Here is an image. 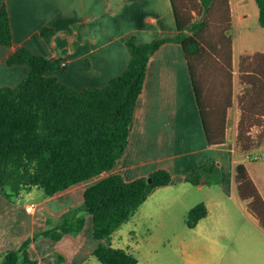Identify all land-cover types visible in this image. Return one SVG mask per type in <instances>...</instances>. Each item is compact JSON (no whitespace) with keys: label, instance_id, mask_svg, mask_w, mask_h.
Masks as SVG:
<instances>
[{"label":"trees","instance_id":"16d2710c","mask_svg":"<svg viewBox=\"0 0 264 264\" xmlns=\"http://www.w3.org/2000/svg\"><path fill=\"white\" fill-rule=\"evenodd\" d=\"M170 2L178 31L176 36L140 43L131 37L126 43L130 54L126 69L102 87L78 90L59 81L54 73L64 68L62 60L50 59L26 47L18 48L7 58V64H24L28 71L15 86L0 87L2 195L14 199L38 188L45 197H49L112 170L126 149L149 59L167 42H177L183 49L207 143L217 145L225 142L231 91L221 103L208 100L205 72L213 60H217L221 68L231 65L232 40L228 34L232 19L230 0ZM255 2L258 22L264 27V0ZM214 18L220 25L218 31ZM51 32V28L43 30V34ZM11 43L9 16L2 7L0 45L10 46ZM255 55L264 57L260 52ZM258 66L256 72L251 70L242 76L245 88L249 87L251 93L249 106L245 107L248 111L258 104L264 109V78L259 77L263 76L264 66ZM249 118L242 114L237 125L235 151L238 160L234 167V182L238 198L247 201L264 229V198L244 163L245 157L251 158L263 145L264 138L260 133L250 135L247 128V123H251ZM212 170H219L215 162L200 164L186 173L184 180L193 185L216 180L208 174ZM204 175L206 179H203ZM147 177L125 180L121 174L113 173L94 180L84 189L82 205L76 209L92 218V237L99 242L92 253L102 264L137 263L132 253L113 247L109 238L134 215L154 189L172 182V175L166 169H157ZM67 213L68 210L54 226L45 228L38 235L58 240L65 234H78L85 221L84 215L70 219L66 217ZM207 213L204 202L193 205L188 210L186 224L194 227ZM36 262L29 256L26 239L18 248L4 252L1 264Z\"/></svg>","mask_w":264,"mask_h":264},{"label":"crops","instance_id":"0c3cea01","mask_svg":"<svg viewBox=\"0 0 264 264\" xmlns=\"http://www.w3.org/2000/svg\"><path fill=\"white\" fill-rule=\"evenodd\" d=\"M249 1L230 0L231 18L236 16L237 20L244 23L250 16L249 10L245 8ZM2 7H5L9 16L12 43L10 46L0 45V87L15 86L26 76V65L7 64V58L20 47L50 59L60 58L64 68L54 75L59 81L79 90L84 87H102L110 78L126 69L130 59L126 43L131 37L140 43L159 37H174L178 32L170 0H0V10ZM45 28H51L52 32L43 34ZM256 51L260 50L242 49L238 53L232 50L233 74L235 56L249 55ZM249 71L248 68L241 70L242 73ZM205 86L208 90V85ZM227 92L219 85L212 90V97L208 96L207 99L221 103ZM232 102L227 111L225 142L209 145L183 49L177 42L161 45L147 64L143 88L136 101L130 125L128 143L112 170L49 197H45L38 188L26 192L33 195L31 197L23 193L20 200L9 199L0 193V264L4 252L18 248L25 237L35 230L38 212L52 216L56 223L74 205V201L82 203L83 191L90 183L109 174L119 173L125 180H133L147 177L157 169L170 172L172 182L154 189L136 212L142 205L152 202L158 203L155 208L157 214L168 210L173 204L184 205L187 201L186 193L194 192L188 187L191 183L185 181L184 176L194 167L212 161L220 169L227 164V190L223 184H220V189L226 196L238 198L234 167L238 160L235 135L240 110L235 98ZM164 140L168 142L165 147ZM179 148H188L201 155L195 159H182L176 152ZM245 165L264 198V177H259V172ZM193 186L200 191L205 182ZM219 201L216 198L215 202ZM31 202L35 203V207L29 212L26 205ZM203 202L208 213L196 225L210 215L208 202ZM39 208L41 211H38ZM21 220L30 225L31 232L23 237L19 234L13 240L11 234L17 231ZM82 234L80 231L75 237H71L73 234L70 233L64 236L77 242ZM42 241L44 239L40 238ZM98 243L91 241L89 253L93 252ZM32 247L37 252L31 249L28 252L31 259L37 260L35 264H66L70 258V255L65 258L60 255L57 260L43 258V253L36 248L37 244L34 243ZM85 257L86 254L82 256L79 250L72 264L81 263ZM238 262L254 264V260Z\"/></svg>","mask_w":264,"mask_h":264},{"label":"rangeland","instance_id":"374dc122","mask_svg":"<svg viewBox=\"0 0 264 264\" xmlns=\"http://www.w3.org/2000/svg\"><path fill=\"white\" fill-rule=\"evenodd\" d=\"M245 8L249 10L250 16L244 23L237 20L236 16L231 20V29L228 32L232 40L231 48L235 53L242 49L260 50L256 52L264 53L261 52V50H264V27L258 22V8L255 0H250L246 3ZM213 22L216 31H218L220 25L215 18ZM254 53L240 56L237 54L235 56L234 74L232 56L231 65L224 68H221L217 60L211 59L213 61L208 72H205V77L209 97H212V90L216 89V87L218 88L219 85L221 88H225L226 92L231 91V100L236 99L237 107L240 110L239 119L242 114H244L246 119L247 116L250 117L249 121L251 123H247L250 135L256 136L260 133L264 138V109L258 104L252 110H245L246 105L251 100L249 96L251 93H249V87H247L248 91H246L245 79L242 77L244 73L241 70L242 68H248L250 71L256 72L255 69L259 67L258 65L264 66V57L254 56ZM261 75L263 76L259 77L264 78V73ZM226 95L225 93L222 100ZM243 109L244 112L242 111ZM167 144L168 142L164 140V147ZM261 147L257 153L260 159L252 161L248 156L244 158V162L249 166L250 170L259 172V177H264V141ZM189 150L188 148H179L176 152L179 153V157L182 159H195L201 155ZM227 173V164H224L223 169L219 167L218 172L210 171L208 173L210 178L216 177V180L210 179V182H205V186L200 191L196 190L197 188L193 184H188V187L194 192L188 191L186 193L187 201L182 206L173 204L168 210L160 211L157 214L155 208L158 203L152 202L151 204L142 205L134 216L121 224L111 234L109 238L110 244L113 247L123 248L132 253L137 258L136 264H240L241 262H238L240 260H254V264H264V229L260 226L254 212L249 209L246 201L240 200L233 195L226 196L220 189L223 184V186L225 185V190H227ZM203 179H206V175H204ZM24 195L26 197L33 196L27 193ZM216 198L220 200L217 203L215 202ZM14 199L20 200V197H15ZM203 201L208 202L210 215L198 225L189 227L186 224L187 209ZM73 204L67 209L66 217L76 219L84 215L85 221L81 229L83 234L80 240L76 242L69 236H62L58 240L39 236L38 233L40 231L55 225V219L47 213L41 212L39 214L38 212L34 232L32 231L24 239L28 240V250L30 251L31 249L37 252L35 247H32L36 243V248L43 253L41 255L43 258L57 260L60 255L62 258L70 255L66 264L75 263L80 250L81 255L86 254V257L79 264H102L88 250L91 241L94 243L98 242L92 237L91 216L81 209H76L82 203L77 204L74 201ZM41 227L42 229H40ZM30 229V225L21 220L17 231L11 234L13 240L19 234L22 237L25 236L28 232H31L29 231ZM75 235L73 234L71 237H75ZM40 238H43L44 241L40 242Z\"/></svg>","mask_w":264,"mask_h":264},{"label":"built area","instance_id":"2783aa9c","mask_svg":"<svg viewBox=\"0 0 264 264\" xmlns=\"http://www.w3.org/2000/svg\"><path fill=\"white\" fill-rule=\"evenodd\" d=\"M62 64H64V63H62ZM259 157L260 156H258L257 154H255V155H252L251 159H258ZM34 207H35V203H33V202L28 203L26 205V210L29 211V212H31V211L34 210Z\"/></svg>","mask_w":264,"mask_h":264},{"label":"water","instance_id":"95a60500","mask_svg":"<svg viewBox=\"0 0 264 264\" xmlns=\"http://www.w3.org/2000/svg\"><path fill=\"white\" fill-rule=\"evenodd\" d=\"M148 180L150 181V180H151V178L149 177V178H148Z\"/></svg>","mask_w":264,"mask_h":264}]
</instances>
